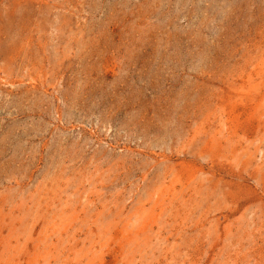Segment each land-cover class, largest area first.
Wrapping results in <instances>:
<instances>
[{"label":"rangeland","instance_id":"obj_1","mask_svg":"<svg viewBox=\"0 0 264 264\" xmlns=\"http://www.w3.org/2000/svg\"><path fill=\"white\" fill-rule=\"evenodd\" d=\"M0 264H264V0H0Z\"/></svg>","mask_w":264,"mask_h":264}]
</instances>
